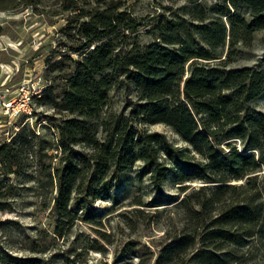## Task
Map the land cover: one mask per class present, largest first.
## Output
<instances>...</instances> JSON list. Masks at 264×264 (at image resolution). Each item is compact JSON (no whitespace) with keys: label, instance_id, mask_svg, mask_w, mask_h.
<instances>
[{"label":"rangeland","instance_id":"rangeland-1","mask_svg":"<svg viewBox=\"0 0 264 264\" xmlns=\"http://www.w3.org/2000/svg\"><path fill=\"white\" fill-rule=\"evenodd\" d=\"M6 3L3 4L8 5L6 8L0 7V264H173L164 258L172 240L193 236L195 252L203 243L205 230L216 227L213 222L223 202H215L202 212L200 205L192 204L205 195L210 197L215 186H232L224 202L244 200L260 205L264 201V166L248 178L228 182L200 179L178 182L169 177L157 187L144 162L138 159L123 174L109 172L106 180L111 177L113 184L108 192L101 190L99 183L93 185V191L98 193L88 194L86 187L92 179L93 166L85 172L84 183L72 195L67 207L70 214L62 216L55 208L58 194L55 169L68 154L58 147V127L71 117L61 106L59 95L74 72L75 62L85 51L82 46L86 40L79 31V23L97 8L119 5V9L136 20L138 28L134 33L127 32L125 39L120 38L121 45L129 49L135 42L145 46L155 41L158 32L153 26L158 21L186 20L191 29L199 24L214 26V22L218 25L226 22L229 28V14L250 18L251 9L244 0ZM199 35L195 36L199 38ZM218 51L224 52L222 59L228 60L229 68L262 70L264 31L256 30L252 38L241 40L232 48L227 43ZM124 77L111 90L101 118L124 115L134 129L158 131L176 146L186 147L180 135L168 125L144 124L138 119L140 100L136 87ZM23 90L37 91L31 99V112L19 116L7 113L4 101ZM249 108L251 112L264 114V91L250 102ZM100 119L93 120L95 126L90 132L97 129L101 139L105 133L98 125ZM228 141L240 152L246 150L256 157L259 154L258 149L248 148L237 137L225 142ZM225 145L222 146L226 148ZM73 148L86 155L92 153L82 143ZM263 222L255 226L254 235L246 236L242 244L234 243L226 248L234 251L233 264H264Z\"/></svg>","mask_w":264,"mask_h":264},{"label":"trees","instance_id":"trees-1","mask_svg":"<svg viewBox=\"0 0 264 264\" xmlns=\"http://www.w3.org/2000/svg\"><path fill=\"white\" fill-rule=\"evenodd\" d=\"M12 1L15 0H0V7L6 8L8 5L3 4ZM244 1L251 9L250 18L229 14V28L226 22H214V26L194 24L191 29L186 20L158 21L153 26L158 40L145 46L135 42L129 49L121 45L120 38L125 39L127 32L134 33L138 28L136 20L119 5L97 8L79 23L86 40L82 46L85 51L59 95L61 106L71 115L58 127V147L68 153L55 169V208L60 215L70 214L67 207L72 195L93 166L92 179L86 187L88 194L97 192L93 185L99 183L100 189L108 192L113 184L111 177L106 180L109 172L123 174L138 159L144 162L157 187L169 177L178 182H228L248 178L264 166V114L249 108L250 102L264 91V69L229 68L228 60L222 59L224 52L218 51L227 43L232 48L252 38L256 30L264 31V0ZM122 75L136 87L140 100L138 119L144 124L168 125L186 147L176 146L158 131L134 129L124 115L101 118L109 94L119 86ZM95 119H100L98 125L105 133L101 139L97 129L90 132ZM231 137L258 149L257 157L225 142ZM77 143L89 147L92 153L86 155L74 149ZM230 188L227 184L215 186L210 197L205 195L192 203L200 205L201 212L215 202L224 205L213 222L216 227L205 230L203 243L195 252L193 236L171 241L164 255L169 263H234V251L226 248L254 235L255 226L264 221V201L260 205L244 200L222 201ZM188 254L191 256L186 259Z\"/></svg>","mask_w":264,"mask_h":264},{"label":"built area","instance_id":"built-area-1","mask_svg":"<svg viewBox=\"0 0 264 264\" xmlns=\"http://www.w3.org/2000/svg\"><path fill=\"white\" fill-rule=\"evenodd\" d=\"M23 93L17 92V94L12 99H6L3 104H5V109L7 113H11L13 116H19L21 114H29L32 110L31 99L33 94L37 91L30 92V90H23Z\"/></svg>","mask_w":264,"mask_h":264}]
</instances>
